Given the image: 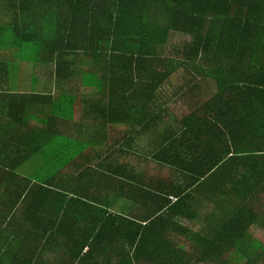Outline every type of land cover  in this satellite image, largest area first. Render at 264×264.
<instances>
[{
    "label": "trees",
    "instance_id": "16d2710c",
    "mask_svg": "<svg viewBox=\"0 0 264 264\" xmlns=\"http://www.w3.org/2000/svg\"><path fill=\"white\" fill-rule=\"evenodd\" d=\"M1 117L0 264H264V0H0Z\"/></svg>",
    "mask_w": 264,
    "mask_h": 264
},
{
    "label": "crops",
    "instance_id": "0c3cea01",
    "mask_svg": "<svg viewBox=\"0 0 264 264\" xmlns=\"http://www.w3.org/2000/svg\"><path fill=\"white\" fill-rule=\"evenodd\" d=\"M26 68V67H25ZM29 74H30V78L32 77L31 75V70H29ZM23 83V85H22ZM19 85L14 86L13 85V89L11 91H13L14 93H20L21 94H29V95H35V96H40V97H44L46 95H49L52 91V93H54L53 95H55V89L51 88L50 86L44 84V83H39V84H32V80L30 81H21L20 83H18ZM6 105V104H5ZM55 116H52V119H56V122L54 120H49L48 118H46L49 122L54 121V123L57 125L55 126V130L57 131L58 135H67L75 140L78 141H84V143H87L89 140L92 139V134L90 130H82L81 127H79L78 124L73 123V122H68L66 120H63L61 117L60 119L53 118ZM2 117L0 118L1 121ZM22 119L25 120L27 122V124L29 125V129L28 131H31V128H35V129H44L47 128V126H44L43 124L34 121L32 119H29L28 116H22ZM4 122L6 125H9V123L12 122V120L9 118V116L6 114L4 117ZM74 136L72 137L71 135ZM57 143L54 142V144L50 147V152L55 151V147H56ZM14 161V160H13ZM33 162V161H32ZM12 162H10L11 164ZM22 166V165H21ZM114 208V207H113ZM112 208V211L115 212V210ZM116 213H119L118 211ZM79 241V240H78ZM66 242L65 239H61L60 240V246H64V243ZM59 248H55V251H58ZM89 251V248L85 249V253ZM53 253V252H50ZM46 258L48 261H54L56 260V256H53V254H49L47 255ZM44 259V260H46ZM62 260L65 261H70V259L68 260V258H62Z\"/></svg>",
    "mask_w": 264,
    "mask_h": 264
},
{
    "label": "rangeland",
    "instance_id": "374dc122",
    "mask_svg": "<svg viewBox=\"0 0 264 264\" xmlns=\"http://www.w3.org/2000/svg\"><path fill=\"white\" fill-rule=\"evenodd\" d=\"M189 41H190V37H188V36H186V35L183 36V35H181V34L172 33V34H171V37H170V40H169V43H170L171 48L174 49V47H177V48L180 49V52H182L184 46H185ZM29 67H30V64H27V65H26V70H25V78L23 79V80H25V81H27V82L31 80V78H30V74H29ZM17 75H19V74H17ZM21 76H22V75L20 74V76L18 77L19 81H20V77H21ZM23 80H22V81H23ZM95 129H96V128H92V130H95ZM71 136L73 137L74 134L71 135ZM62 137H66V138H70V139H72L71 137H69V136H67V135H59L58 140L61 141V140H62V139H61ZM68 140H69V139H68ZM68 140H62L61 143L64 142V141H68ZM65 144H66V143H65ZM47 151H48L49 153H52V152H50V149H47ZM32 167H34L33 162H31V163H26L25 165H22V166H21V170H22V171H29V170H31ZM145 170L148 172V170H154V167L151 166V165H150V166H149V165H146V166H145ZM28 173H31V172H28ZM157 173H158V172H157L156 169H155V171L153 172V174L156 175ZM124 208H125L124 202H121V203H119V204H116V205L114 206L113 209L115 210V212L118 211V212H120V213H123V212H124ZM7 226H8V225H7V223H6V227H7ZM0 228H2V226H1V221H0ZM197 228L200 229L199 226H197ZM253 234L256 236V238H258V239L264 241V229H261V228H259V227H255V228H253ZM182 248L185 249V251L190 252V251H191V248H192V245H191L190 242L185 241V242H183ZM231 260L233 261L234 264H247V260H243L241 256H234V257L231 258Z\"/></svg>",
    "mask_w": 264,
    "mask_h": 264
}]
</instances>
